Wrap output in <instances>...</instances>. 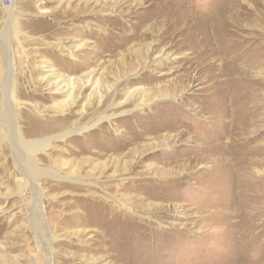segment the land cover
Wrapping results in <instances>:
<instances>
[{"label": "rangeland", "instance_id": "1", "mask_svg": "<svg viewBox=\"0 0 264 264\" xmlns=\"http://www.w3.org/2000/svg\"><path fill=\"white\" fill-rule=\"evenodd\" d=\"M0 264H264V0L0 1Z\"/></svg>", "mask_w": 264, "mask_h": 264}, {"label": "bare ground", "instance_id": "2", "mask_svg": "<svg viewBox=\"0 0 264 264\" xmlns=\"http://www.w3.org/2000/svg\"><path fill=\"white\" fill-rule=\"evenodd\" d=\"M9 25H10L11 32H13V34L16 35L17 34V27L14 24V21L11 22ZM7 58H8V56H7ZM7 58L5 59V62H4V64H5V73H4L5 77H9V72H10V70H9L10 61H9V58L8 59ZM14 93H15V90L13 88L7 89L6 97H7L8 103H7V106H6V111H7L8 117H7L6 121L7 122L9 121V125L12 128V131L10 133H11L12 137L18 143L20 153H21V155H23V162H24L25 169L27 171L29 170V172L32 174V176L33 175H38L40 172H42V170L37 166V163H36L35 154L37 153V151L43 150V147H46L48 145L49 140L51 138H54V139L55 138H61L62 139L63 137L66 136V134H69L70 132H75L76 129L65 130V131L62 132L61 128L64 127V122L63 123L61 122V123L56 125L55 132H56V130L59 129V131H61L62 133L61 132H58V133L56 132L57 134H55V135L53 134V135H50V136L39 137V138L35 137V139L26 141L25 139H23L20 129L14 124V121H13V116H15L14 109H15V107L18 104L16 99H15ZM107 117H108L107 115H103V116L99 115V116H97V118H96V120L94 122H92L89 125L85 126V128H82L81 130L77 129V132L80 133L82 130L90 129L94 125L98 124L100 121L105 120Z\"/></svg>", "mask_w": 264, "mask_h": 264}, {"label": "built area", "instance_id": "3", "mask_svg": "<svg viewBox=\"0 0 264 264\" xmlns=\"http://www.w3.org/2000/svg\"><path fill=\"white\" fill-rule=\"evenodd\" d=\"M0 1L6 3V0H0Z\"/></svg>", "mask_w": 264, "mask_h": 264}]
</instances>
